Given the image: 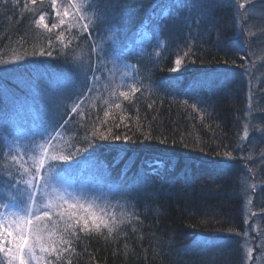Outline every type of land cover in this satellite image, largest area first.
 I'll return each mask as SVG.
<instances>
[{
	"label": "trees",
	"instance_id": "trees-1",
	"mask_svg": "<svg viewBox=\"0 0 264 264\" xmlns=\"http://www.w3.org/2000/svg\"><path fill=\"white\" fill-rule=\"evenodd\" d=\"M51 4L0 0V60H15L6 64L10 67L5 75L0 73V200L7 197L9 183L19 180L17 187H26L30 173L25 169L35 172L33 159L20 167L12 156L24 152L38 157L30 141L33 132L55 126L60 133L53 141L55 149L65 155L80 149L68 163L77 170L78 181L91 178L95 184L89 189L104 193L106 199L97 201L95 211L104 209L114 231L77 229L69 236L55 217L38 222L44 238L56 241L60 250L59 259L48 257L53 264H244L237 236L247 222L235 187L238 166L221 163L228 159L225 152L232 153V161L242 160L252 81L244 70L252 66L253 57L248 41L238 34L232 0H98L85 10L89 16L99 13L104 21L90 25L91 35L80 34L78 26L69 30L70 20L51 31L38 24L43 14L49 26L59 24ZM146 28L158 38L141 47L136 39ZM61 31L63 43L57 39ZM102 41L105 47L114 45L116 60L132 64L125 79L110 74L104 57L92 52L93 43ZM88 45L99 79L83 98V115L71 114V107L64 106L71 87L60 84L58 75L64 70L76 73V55ZM178 57L182 63L173 71ZM133 85L140 91L131 102L119 96L120 91L131 96ZM60 91L65 93L62 100L53 95ZM253 94L258 111L263 110L253 129L264 150V84ZM50 98L60 106L48 113L42 106ZM53 114L58 123L50 120ZM109 130L108 139L98 138ZM156 161L159 167L153 171L149 165ZM82 163L91 167L83 172ZM262 177L264 181V173ZM258 198L264 212V188ZM62 236L70 248L59 243ZM209 240L215 243L208 245Z\"/></svg>",
	"mask_w": 264,
	"mask_h": 264
},
{
	"label": "snow or ice",
	"instance_id": "snow-or-ice-1",
	"mask_svg": "<svg viewBox=\"0 0 264 264\" xmlns=\"http://www.w3.org/2000/svg\"><path fill=\"white\" fill-rule=\"evenodd\" d=\"M35 2L36 0H32L33 4ZM97 2L98 0H85L84 3L80 4L69 3L68 6L63 7V14L61 15V11L57 8L56 0H52V8L55 16L59 19V24L53 23L49 26L45 21L44 15L39 16L37 23H43L44 27L51 31L65 25V18L71 16V21L68 22L69 30L79 26L81 31L89 32L90 25L96 27L99 23L104 22L99 13L94 12L92 16H89L85 11L86 9L91 10ZM172 3L175 4V0H172ZM175 6L179 7L180 5ZM70 9L73 11H70ZM166 11L167 9H165ZM63 35V31H61L57 37L61 43H63L61 39ZM89 35H91L90 32ZM91 49L101 59L105 56L116 54L114 45L105 47L103 41L101 43L94 42ZM41 54L43 55L44 53L42 52ZM48 55H51V53L49 52ZM184 55L188 56L189 53H185ZM7 63H15V60L7 62L0 60V65ZM181 63L182 58L178 57L175 60L177 68H174L173 71H176ZM233 64H235V61H233ZM0 71H7V68L2 67ZM80 71L83 75V79L80 82L81 88L76 94V99L72 102L70 112L71 114L83 115L79 111L83 98L94 90L95 81L99 77L91 66H82ZM245 74H247V70ZM126 86L128 85H119V87ZM138 91L140 89L133 85L131 86V96L128 91H120L119 96L131 102ZM53 95L59 96L64 94L56 93ZM51 102L57 107L60 106L55 99ZM192 106L195 108V104ZM115 107L120 108L121 105L116 103ZM105 116H108V112H105ZM50 120L58 123L55 114L50 117ZM67 122V120L64 121L65 124ZM63 126V124L59 125L60 128ZM248 134V125L245 124L243 139H247ZM59 135L60 133L55 126L42 127L34 131L30 138V141L35 143L36 149L39 150L38 157H26L24 152L12 156V160L16 161L20 167H23L26 159H33L35 172L32 174L29 169H25V172L30 173V178L24 181L26 187L23 189L18 188L17 186L20 184L19 180H16L15 183H9L6 185L10 188L7 197L4 200H0V257H3L4 264H53L52 260L48 259V257L54 254L56 259H59L60 250L55 246L57 242L46 240L41 234L43 230L39 227L38 223L44 220L52 221L53 217L57 221L64 223L65 227L63 231L69 236L75 235L77 229L83 233L92 231L99 233L102 227L106 228L109 234L114 231V227L110 226L109 222L104 219V209L100 208L99 214L95 211L99 207L97 201L102 198L106 199L104 193L99 189L93 191L82 184L77 186V170L73 164L68 162L73 160L74 155L78 154L80 149L77 148L76 153H69L67 155L63 154V150L57 151L53 145V141ZM109 135H111L110 130L108 131V135L100 132L98 138L106 140L109 138ZM93 137L96 138L95 132H93ZM113 138L115 140L120 139L119 136ZM127 139L128 137H125V140ZM36 149H33V151ZM223 155L228 159L221 163L228 166L232 153L225 152ZM159 163V161H156L154 164L149 165V167L155 171L159 167ZM8 175L10 177L11 174ZM89 195L93 197L91 200L88 199ZM40 197L44 198L43 202H41ZM80 212L84 214L80 215ZM51 235L52 233L49 232V236ZM59 243L67 244L69 248L71 247L70 241L64 239L63 236L60 238ZM206 243L213 245L215 241L209 240ZM63 251H67V249H63Z\"/></svg>",
	"mask_w": 264,
	"mask_h": 264
},
{
	"label": "rangeland",
	"instance_id": "rangeland-1",
	"mask_svg": "<svg viewBox=\"0 0 264 264\" xmlns=\"http://www.w3.org/2000/svg\"><path fill=\"white\" fill-rule=\"evenodd\" d=\"M235 11H236V24L238 34L242 37V41L245 43L248 41L249 50L252 54L253 59L251 60V67L247 65L244 71L247 70V76L252 81L249 84V94H248V106L245 113V124L248 125L249 134L247 139H243L240 145V151H242L241 161L237 163V160H229V163H235L237 167V175L235 187L236 193L243 198L244 208H245V218L247 226L245 230L240 233L237 237L241 242L244 254V264H264V212H262V206L259 204L260 200L258 198L259 192L264 188V181L262 180V173H264V150H262V143L259 141V136L254 132V125L257 123V119L261 118V112L258 111V96L253 94V89L258 88L260 85L264 84V0H232ZM57 8L63 14V7L69 5V3H75L73 0H56ZM243 5V7H241ZM52 6V4H51ZM54 13V10L51 9ZM70 11H73L70 9ZM168 13V9L164 14ZM45 16V14H43ZM55 20L59 22V19L53 15ZM46 19V16H45ZM164 19L162 16L159 18L160 21ZM66 22L71 21V16L65 18ZM162 26V22L160 23ZM79 28V26H78ZM74 29V28H72ZM158 29V28H157ZM79 33L82 34L83 31L79 29ZM153 32L146 28L141 31L137 37V41L141 47L146 46L150 41L156 40L158 33ZM111 37V35L109 36ZM116 46V45H115ZM91 50L88 47L81 48L78 51L76 58L74 60L73 71L64 70L58 75V82L67 83L65 88H70L69 98H66L64 105L65 107L72 106L73 100L76 99V94L79 90L77 86L78 83L76 76L79 74L81 80L83 75L81 74L82 66H91ZM8 61H11L8 60ZM7 62V61H5ZM103 62L107 67L109 66V73L112 75H119L121 80L125 79L130 74L131 63L120 62L112 56H105ZM8 66L0 65V68ZM1 74L5 75V71H0ZM69 83V84H68ZM59 93H62L61 91ZM64 95H59L65 98ZM94 99L97 96L93 97ZM52 99L46 100V106H42V109L46 112H50L51 109L56 110L57 106L53 104ZM63 102V101H62ZM52 103V106L50 105ZM54 108H51L53 107ZM258 112V113H257ZM256 127V126H255ZM254 127V128H255ZM244 131V130H243ZM241 154V153H240ZM88 167V168H87ZM91 166H84L82 163L80 168L82 171L84 169H89ZM84 172V171H83ZM86 176L82 180L77 181V186L81 184L85 187L91 188L95 183L93 179L85 181ZM95 181L98 179L94 178ZM100 183V182H99ZM41 202L44 198L41 197ZM256 200V201H255ZM257 204V205H256ZM82 215V214H81ZM203 240L197 242L196 245H202Z\"/></svg>",
	"mask_w": 264,
	"mask_h": 264
}]
</instances>
